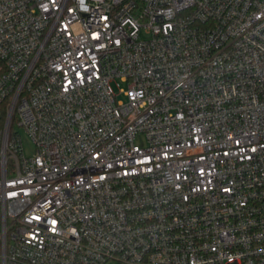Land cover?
Instances as JSON below:
<instances>
[{"label":"built area","instance_id":"obj_1","mask_svg":"<svg viewBox=\"0 0 264 264\" xmlns=\"http://www.w3.org/2000/svg\"><path fill=\"white\" fill-rule=\"evenodd\" d=\"M0 264H264V0H0Z\"/></svg>","mask_w":264,"mask_h":264},{"label":"rangeland","instance_id":"obj_2","mask_svg":"<svg viewBox=\"0 0 264 264\" xmlns=\"http://www.w3.org/2000/svg\"><path fill=\"white\" fill-rule=\"evenodd\" d=\"M112 87H113V90H114L115 94H119L121 89H126V85L122 84V83H119V85H118V83H114V84H112ZM119 98L121 99L122 96H119ZM19 133L22 134V129L21 128H19ZM24 137L25 136L23 135V138ZM24 146H25L26 152L28 153L30 151V147H29L28 142L26 140H24Z\"/></svg>","mask_w":264,"mask_h":264}]
</instances>
